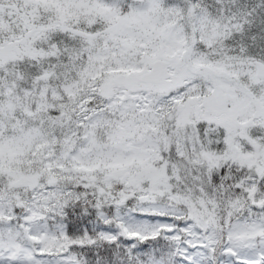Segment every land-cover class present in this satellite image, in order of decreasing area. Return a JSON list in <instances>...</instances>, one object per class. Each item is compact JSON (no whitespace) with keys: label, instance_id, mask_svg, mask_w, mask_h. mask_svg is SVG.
I'll list each match as a JSON object with an SVG mask.
<instances>
[{"label":"snow or ice","instance_id":"1","mask_svg":"<svg viewBox=\"0 0 264 264\" xmlns=\"http://www.w3.org/2000/svg\"><path fill=\"white\" fill-rule=\"evenodd\" d=\"M0 264H264V0H0Z\"/></svg>","mask_w":264,"mask_h":264}]
</instances>
